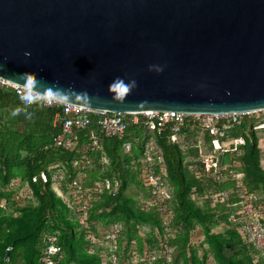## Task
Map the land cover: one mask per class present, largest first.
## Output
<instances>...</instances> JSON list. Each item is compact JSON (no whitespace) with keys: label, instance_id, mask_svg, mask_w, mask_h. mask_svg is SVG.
<instances>
[{"label":"water","instance_id":"water-1","mask_svg":"<svg viewBox=\"0 0 264 264\" xmlns=\"http://www.w3.org/2000/svg\"><path fill=\"white\" fill-rule=\"evenodd\" d=\"M0 78L93 111L256 114L264 0H0Z\"/></svg>","mask_w":264,"mask_h":264},{"label":"trees","instance_id":"trees-1","mask_svg":"<svg viewBox=\"0 0 264 264\" xmlns=\"http://www.w3.org/2000/svg\"><path fill=\"white\" fill-rule=\"evenodd\" d=\"M15 112L18 114L13 115ZM60 113L61 108L46 107L39 99L25 103L13 91L0 89V202L7 203L6 209L0 207V264H39L48 234L58 238L64 252L62 264H100L99 256L88 251L87 231L80 229L65 201L50 184H44L41 179L33 182L49 167L60 163L66 166L69 176L74 172L72 163L80 153L77 149L71 151L55 145V140L63 134L58 120ZM255 116L264 119L259 114L243 116L241 124L229 129L222 140L243 139L245 145L237 152H216L222 160L219 167L238 160L240 167L235 170L245 176L243 182L241 179L242 187L238 186L239 181L228 176L227 183L210 181V185L215 186L214 194L230 192L229 205L213 201V194L204 196L209 193L204 187L205 178L200 179L194 173L192 163L185 165L186 155L181 145L171 140V128L159 133L141 122L132 124L123 140L104 138L101 149L93 155L95 165L88 171L87 185L110 178L118 181L120 188L117 193L106 191L92 203L91 230L96 232L98 228L105 229L118 223L124 227L128 244L134 239L142 244L144 238L138 230L148 223L151 230L145 235V241L149 247L158 248L161 242L164 243L165 232L159 215L154 210H144L150 194L143 178V149L147 142H152L167 167L165 184L173 190L174 219L169 244L174 253L172 262L165 264H264V249L258 250L250 242L240 217L232 219L242 193L251 198L257 193V198H264V170L259 147L264 129H256L260 125L256 124ZM197 131L200 129L188 121L179 135L185 141ZM77 134L82 146L86 143L87 133ZM206 135L213 150L215 137L208 132ZM126 143L132 144L131 156L124 152ZM104 158L107 163H102ZM201 166L203 168L202 163ZM16 179L29 185L32 199L38 203L36 208H31L34 205L21 208L15 202L10 184ZM68 181L71 182V178ZM252 203L260 211L264 209L257 199Z\"/></svg>","mask_w":264,"mask_h":264},{"label":"built area","instance_id":"built-area-1","mask_svg":"<svg viewBox=\"0 0 264 264\" xmlns=\"http://www.w3.org/2000/svg\"><path fill=\"white\" fill-rule=\"evenodd\" d=\"M0 89L13 91L25 103H29L30 99L36 98L42 101L46 107L61 108L58 120H60L63 134L55 140V145L71 151L77 149L80 153V156L72 163L74 172L69 176L66 166L60 163L49 167L47 171L35 177L33 182L37 183L41 179L44 184H50L57 195L65 201L67 208L75 216L80 229L87 231L88 251L92 255L99 256L100 264H165L172 262L174 253V249L169 244L174 210L171 204L172 193L168 190L164 180L167 167L163 157L152 142H147L143 149V178L150 194L144 204V210L146 212L154 210L159 215L165 232L164 243L161 242L158 248H151L145 241L146 236L140 233V236L144 238L142 244H139L136 239L128 244L125 239L124 227L118 223L105 229L98 228L96 232L91 230L90 209L92 203L106 191L117 193L120 188V183L110 178L96 180L91 185H87L89 180L88 171L93 169L95 165L93 155L101 149L104 138L123 140L132 124L143 122L150 130H157L159 133L168 127L171 128L173 131L171 140L179 143L180 140H184L179 135L182 127L188 121H191L194 127L215 137L212 143L215 152H237L240 146L245 145L243 139L222 142L226 138L229 129L241 124L242 117L246 116L241 113L185 115L170 112H150L127 115L93 111L80 106L61 103L55 99L35 94L1 78ZM256 114L264 117V110ZM256 129L262 130L264 125H260ZM77 132L87 133L86 143L82 146H80ZM132 149L131 143L124 145V152L130 156L132 155ZM217 160V157H213L204 161L207 172L214 170L218 180L222 179L224 172H227L230 179L239 180V173L235 170L239 165L237 162L219 167ZM102 163H107V160L104 158ZM69 178H71V182L68 181ZM238 186L242 187V184L239 182ZM10 189L14 191V200L19 204V207H26L25 200L32 198L29 185L23 183L21 179H16L11 182ZM230 196V192H218L213 194L211 198L215 202L220 201L229 205ZM239 198L238 210L232 219L238 220L237 217H240V220L244 221V233L250 242L258 250H263L264 209L261 211L257 209L252 203L251 196L246 193H242ZM0 207L6 209L7 203L0 202ZM8 253H10V250H8ZM63 260L64 252L58 243L57 236L48 234L45 238L39 264H62Z\"/></svg>","mask_w":264,"mask_h":264},{"label":"rangeland","instance_id":"rangeland-1","mask_svg":"<svg viewBox=\"0 0 264 264\" xmlns=\"http://www.w3.org/2000/svg\"><path fill=\"white\" fill-rule=\"evenodd\" d=\"M255 117H256L255 118L256 124L264 125V119L263 118H260V117H257V116H255ZM227 140L230 141L231 139L229 138ZM179 144L181 145L182 150L184 151V153L186 155V159H185V162H184L185 165L187 166V165H190L192 163L194 173L196 175H198L199 178L200 177L202 179L205 178L206 185L208 184L207 186L204 185V187H205V190L209 191V193L205 194L204 196H208V195L214 194L213 191L215 190V186L210 185V181L212 179L218 181V183H225V182L227 183L228 182L229 178L227 177V174H223L222 179L218 180L217 177H216V172L214 170H210V172L206 171V166L204 164V161L206 159H211L213 157H217L218 163L219 162L221 163V161H222L220 159V156L214 151V149L213 150L211 149V147H210V145L208 143V140H207L206 132L200 130V131H197L196 134H194V133L190 134L188 139H186L185 141L180 140ZM259 147H260V152H261V168H263V170H264V136H262L261 140L259 141ZM236 162L239 164L238 167H240L239 161L237 160ZM201 163L203 165V168L201 166ZM224 164L225 165H223V166H228L229 165V163H224ZM218 166H220V165L218 164ZM189 169L191 170V168H189ZM200 169L204 170V171L200 172ZM238 179L239 180H235V181H239L241 183V179H242V182H243L245 180L244 174L243 173H242V175L239 174V178ZM167 188H168V190L171 193L173 192V190L170 189L168 186H167ZM222 192H229V191H222ZM241 193H242V191H241ZM253 195L254 196L252 198V202L253 201L255 202L256 199H257V201L259 203H261L262 207L264 208V198L262 196H258V198L260 197V199H258L257 198V193H253ZM194 196L197 197L196 194ZM200 204H202V201H200ZM25 205L27 206V208L31 207L32 205H34V206L31 207V208H36L38 206V203H37V201H35L32 198H30V199L27 198L25 200ZM131 224H133V222H131ZM219 229H220V227L218 228V230ZM150 230H151V226L148 223H146V224H142L139 227L138 233L139 234L141 233L143 235H147L150 232Z\"/></svg>","mask_w":264,"mask_h":264},{"label":"clouds","instance_id":"clouds-1","mask_svg":"<svg viewBox=\"0 0 264 264\" xmlns=\"http://www.w3.org/2000/svg\"><path fill=\"white\" fill-rule=\"evenodd\" d=\"M17 114H18V112L13 113V115H17Z\"/></svg>","mask_w":264,"mask_h":264}]
</instances>
